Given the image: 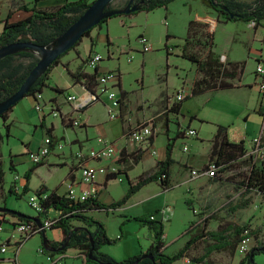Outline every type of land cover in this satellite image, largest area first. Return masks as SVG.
<instances>
[{"label":"rangeland","instance_id":"rangeland-1","mask_svg":"<svg viewBox=\"0 0 264 264\" xmlns=\"http://www.w3.org/2000/svg\"><path fill=\"white\" fill-rule=\"evenodd\" d=\"M240 1L252 2L254 0ZM217 17V11L207 6L202 0H174L168 4L167 8L158 7L151 11H136L133 15L111 17L108 30L106 29V23H103L104 32H102L101 36L96 35L94 38L93 53H99L103 56V59L99 63L104 67H108L110 69L109 71H114L120 75L121 86L118 85L119 82L116 85H114V82H110L109 88L115 91L119 98H122V91H126L125 98L129 106V114H131L134 121L137 118L152 115L157 111L161 106L160 99L162 95L167 94L172 99L184 84L188 85L189 88L186 93H190L193 81L198 78L196 65L192 61L182 57L183 45L188 35V24L190 20L196 19L207 23L216 21L217 23L213 30L211 29L213 24L209 26V29L214 35V51L217 54H221L223 58L228 56L234 60H246L243 77L241 80L236 81L237 86L209 91L184 99L181 107L183 109L182 112L177 117H172L174 118L173 122L174 126H176V133L180 128H182L181 131L193 128L198 131V138H196L197 136L187 139L178 138L176 140L177 151L180 150V147L182 148V143L185 141L191 147V150H195L197 154L199 152H205L210 146L209 140L216 130V124L226 125L230 137L233 139H238V137L243 135L246 139H252L253 141L255 136L260 135L263 123L262 118L255 111V107L261 94L254 83V71H256L257 59H260L256 55L262 53L264 56V44L259 41L260 38L264 37V25L258 28L257 39H253L254 28L252 26H255L254 22H251V26L249 22L243 20L228 21L223 17L224 19L218 21L216 20ZM141 35L147 36L151 42L152 49L149 52L142 51V45L138 41ZM168 35L169 38L167 37ZM108 39L111 41L110 43ZM90 47L89 38L85 36L82 38L80 44L74 49H71L62 59L66 62L69 61L72 67H75L74 65L77 64H83V60L88 57ZM36 55L38 56V54ZM129 58H132V60L130 61ZM84 69L94 71V68L87 64L84 65ZM64 77L65 75L57 73V78L60 83L64 81ZM49 92L50 88H46L45 93L48 95ZM59 101L64 112L72 108L73 104L67 101L65 94L60 95ZM41 102L46 113H48L47 125L49 128L52 121L58 124L61 121V115L56 117L53 115L51 110V107L54 105L53 102H45L43 98ZM109 104H111V100L108 98V94L102 93L99 101L87 109V111L73 112V115H75L74 118L79 120L86 119L91 123L87 129L88 136L91 140H86V133L84 130H81V127H75V129L69 127L66 130L65 138L63 136L57 137L64 142V148H57V150L67 155V164H58L55 168L49 167V169H42V171L31 174L32 179L29 190L23 193L22 188L18 193L20 196L9 193L10 181L15 173L10 170V151L20 150L24 145L21 142L22 138L31 140L32 151H37L34 148L41 141V134L39 130L35 133L34 126L27 132L23 129L24 125L17 123L11 125L10 135L7 136L6 129L2 121H0L1 133L4 135L0 147L1 161H3V167L6 171L4 181L6 191L0 194V204L2 206L5 205L6 208L21 211L27 215L37 216L39 212L30 204L29 198L32 195L37 196L36 191L43 178L46 179L48 185L55 186L68 176V172L70 171L69 165L74 158H71L72 155L70 152L71 139L78 135L87 145L85 147H78L77 144L74 145V156L80 148L83 152H87L91 147H98L99 137H105L110 142L120 143L123 136V122L120 115L114 120L110 119L108 114ZM163 110L164 108H161L159 111L161 112ZM117 111L119 114V108ZM164 112H161L160 117L156 116L157 112L153 114V116L157 117H154L155 123L165 120ZM190 116H193V118ZM247 116L248 118L246 119ZM190 124L191 126L189 127ZM56 127L58 134L61 135L63 133L62 125L58 124ZM165 131L163 129L159 130L156 136L157 146L167 144L168 138ZM44 132L48 135L47 128ZM175 135L170 133L172 137ZM56 154L53 153L52 156H56ZM256 159L258 163L260 159ZM57 160L58 158H53L52 161L57 163ZM17 167L21 176H25L26 172L30 170L28 161L17 165ZM244 169V167L239 166L236 171L242 172ZM141 173V165L130 169L128 172V180L135 182L136 177ZM233 173L225 172L221 174L223 178L222 185L217 186L208 182L201 184L196 189V192L199 193L198 198L193 197L191 194L182 198L184 189L181 191L180 187L170 192L162 191L160 195L153 197L154 199H159V196L162 195L161 197H165L168 194L171 198V200L165 199L177 211L176 217L173 216L169 222L165 221L171 234L180 235L186 231L188 222L195 217L194 211L190 207L197 199V208L201 216H197L195 221L209 219L211 214H216L215 216L224 222H233L239 225L247 224L249 230H253V233L249 234L251 236L249 247H252L256 243V236L259 237L258 240H264V198L256 192L243 195V189L236 188V184L230 179ZM235 180L240 181L241 178L237 176ZM113 182L115 181L113 180ZM126 183L128 189L130 183ZM115 184L116 191L114 192H118L122 188L124 194V187H121L123 183L121 184L116 181ZM154 186L147 187L145 191L139 193L135 198L131 197L120 208L94 210L89 215L100 220L105 225L109 237H111L112 231H119L120 228L129 225H134L138 229L141 223L136 217H142L152 213L157 215L158 213L154 210L148 214L137 215L136 213L138 211L144 209V204L135 203V206L127 204L134 199L135 201L139 200L144 192L153 190L155 188ZM4 196L6 199L3 198ZM188 199H193L194 201L190 204ZM246 199L251 201L250 204L245 208L237 209V204L241 200ZM235 208L236 210H234ZM124 209H128V211L135 209V216L130 217L127 212H124ZM145 209H147L146 203ZM219 222L215 220L210 226L215 227ZM2 232H0V238L4 234ZM48 236L51 238L52 231H48ZM119 242L121 240H117L113 244H118ZM182 243V240H178L175 244L169 245L165 252L168 254L178 252ZM39 246L44 249L41 233H37L28 240L20 257L31 264L34 263L36 257H38ZM73 249L75 248H69L66 260H68V264H73L74 262L79 264V259L74 257ZM0 255L7 254L0 252ZM240 257L238 255L237 260H240ZM255 262L256 264H264V253L257 254L255 256ZM172 264H185V262L181 258Z\"/></svg>","mask_w":264,"mask_h":264},{"label":"trees","instance_id":"trees-1","mask_svg":"<svg viewBox=\"0 0 264 264\" xmlns=\"http://www.w3.org/2000/svg\"><path fill=\"white\" fill-rule=\"evenodd\" d=\"M32 6L23 4L17 8L10 10L8 16L4 19H0L3 27L0 30V48L13 42L18 41H32L34 43L44 45L52 42L60 34H62L71 24L91 5L93 0H75L65 1V3L52 7V8H39L35 2ZM129 1V0H128ZM127 1V2H128ZM174 0H136L139 8L136 11L146 10L151 11L158 7H168V4ZM207 6L217 11L219 17H224L226 20H243L246 22H254L256 25L262 24L264 21V0H254L252 2H245L240 0H202ZM125 3V5L127 4ZM224 7H227L225 10ZM115 9L112 7V3L108 4L106 10ZM25 10L30 14L25 18L17 21H11V15L14 11ZM136 11L129 14H116L114 16L133 15ZM232 14V15H231ZM112 16V17H114ZM111 17L104 18L101 23L96 26L106 23ZM94 26L93 28H95ZM210 24L206 22H200L197 20H190L188 24V35L185 38V44L183 45L182 57L192 61L196 65V73L198 78L193 81L190 93L187 98L198 96L202 93L209 91H217L232 86H237L236 81L241 80L246 67V60L236 61H222L220 56L214 51V35L209 29ZM87 30L83 36H89L92 31ZM169 38V35L167 36ZM82 38L69 50L61 54L53 64L38 78V80L30 88V91L25 95H32L37 101L36 95L43 93L44 89L49 85L48 79L52 69L58 65L62 57L67 54L71 49H74L80 44ZM95 40L91 41V49L88 57L83 64H88V58L93 54V46ZM110 43V40L108 39ZM200 47V48H199ZM39 57L35 52L31 50H20L14 54L7 55L0 59V102L15 93L23 84L27 76L33 67L37 64ZM78 68L77 71L72 73L73 78L76 81H82L87 88L94 91L97 86V78L99 76L98 67L93 73L84 71V65ZM121 86L119 80L118 83ZM61 93H66L67 90H59ZM122 98L126 97V91H122ZM121 98V100H122ZM184 100L175 102L168 112L179 114L182 103ZM15 106V105H14ZM14 106H11L6 112L1 115L0 121L6 129L7 136L10 135V123H7L9 115ZM56 106V105H54ZM58 107V106H57ZM59 108V107H58ZM86 108V107H85ZM83 108V110L85 109ZM60 111V109H59ZM164 116L167 117V113ZM159 115L158 117H160ZM45 116H43L44 118ZM157 118V117H155ZM155 118L147 120L152 123L153 131L155 129ZM193 118V117H192ZM64 119H66L64 117ZM44 120V119H43ZM70 125H73V118L67 117ZM44 122H42L43 124ZM44 126V124H43ZM53 129L47 128L49 135H53ZM128 131V130H127ZM228 127L223 124H216V130L211 138L210 148V161L214 162L218 169L215 171L214 178H220L218 175L225 172H234L230 178L238 189H243V195L256 192L264 198V158L257 159L254 156L248 154V148L245 140L239 142L230 141L228 135ZM126 133V132H125ZM181 133L177 132L175 136H170L168 129L167 144H166V157L164 160H159L154 171L140 175L135 182L130 181L129 189L126 195L118 201L110 204H104L98 199V194L91 195L89 198L82 202H74L69 199L65 194L61 195L56 190H50L46 199L42 201V210L37 216L27 215L21 211H16V214L12 212H0V221H6L5 217L8 214L16 216L19 221L33 222V218H39L42 221V217H46L50 209H56L60 212L56 222L52 225V229L60 230L62 235L61 241L57 243L45 239L43 246L57 249L67 242V245L63 250L66 251L69 248H76L80 250L84 264H172L173 262L188 255L189 250L194 245L206 236L205 253L200 256H193L190 258L191 263H206V264H219L210 257L211 251L217 249L218 251H227L235 253L238 244L242 239L243 233L248 231V234L253 233V230H249L247 224L239 225L233 222H224L222 219L216 216H212L209 219L191 222V226H198L196 232L191 235L186 244L176 253L168 254L165 252V227L164 222L159 219L152 218L154 213L148 214L142 217H136V219L146 226L152 233V244L143 253L129 257L124 260H116L110 255L100 251L101 247L106 244H113L117 239H112L107 235L105 225L95 217L89 215L92 210L102 209H115L121 207L142 187L152 181H159L164 189L171 187V169L174 164L172 157L173 148L178 138L182 137ZM127 134V133H126ZM155 134L152 136L154 140ZM4 139V135L1 133L0 127V147L1 142ZM142 157L141 152L126 154L125 150L121 153L120 162L131 160L130 168L137 164ZM256 160V161H255ZM42 164L39 163L30 168L26 172L25 177L27 179L23 186V193L29 190L28 181L31 173L34 169ZM239 166L244 167V171L237 172ZM12 168V165L10 166ZM6 171L1 161L0 150V194L4 186ZM240 177V181H236L235 177ZM115 175L106 176V180L115 178ZM37 194L41 195L47 192L45 186H41L37 189ZM4 193V192H3ZM10 194H18V192L10 186ZM5 199V196L3 197ZM250 200H241L237 204V209L245 208L250 204ZM236 210V208L234 209ZM158 211H156L157 213ZM220 221L218 228L214 231L206 230L211 220ZM203 222V223H202ZM78 223V224H76ZM256 236V243L249 248L246 254L242 257L239 264H256L255 256L259 253H264V240H258ZM92 240L94 241L93 258H90L89 252L92 249ZM214 243L212 250L208 249L211 245V241ZM152 253L154 259L144 257L145 254Z\"/></svg>","mask_w":264,"mask_h":264},{"label":"crops","instance_id":"crops-1","mask_svg":"<svg viewBox=\"0 0 264 264\" xmlns=\"http://www.w3.org/2000/svg\"><path fill=\"white\" fill-rule=\"evenodd\" d=\"M34 1L35 0H0V19L6 18L11 9L17 8L23 4H28L29 6H32ZM65 1H67V0H39L35 3L39 8H52V7H55V6H58V5L65 3ZM69 1H75V0H69ZM127 1L128 0H114L112 2V7L113 8H122ZM29 14H30V12L25 11V10L14 11L11 15V21H17L19 19L25 18ZM217 15H218V13H217ZM220 19H224V18L221 16L219 17V15H218L216 20L219 21ZM194 20H196V19H194ZM197 21H199V20H197ZM109 22H110V19L105 24L107 27L106 28L107 30L109 27L108 26ZM200 22H204V21H200ZM216 23H217L216 21L209 23L210 25L213 24V26L211 28L212 30L214 29ZM249 23L252 26L251 22H249ZM262 25H264V21L260 25L255 24V26H252L254 28L253 39H257L256 38L257 30ZM2 27H3V25H2V23H0V30L2 29ZM104 30L105 29H104L103 23L101 25L93 28L92 31L90 32L89 36H87L89 38L90 44H91V41L95 38V36L96 35L101 36V34H102V32H104ZM259 41H261V43L264 44V37L260 38ZM90 49H91V47H90ZM219 55H220L221 60L224 62L225 61H236L234 59H230L228 56H225L223 58V56L221 54H219ZM256 56H257V58H260V59H257V64L261 63V62L264 63V56L262 53H259ZM85 60H83V61H85ZM74 66L75 67H72V65L69 61L66 62L64 59H61L60 63L58 65H56L49 74V79H48L49 85L46 88H50V92L47 95V93H45V90H46V88H45L43 93H42V95H43L42 98H43V100H45V102L52 101L54 105L59 107V109L62 113L61 121L59 120L60 122L58 123V124H61L63 127V133L61 135H59L57 130H56V128H57L56 126L58 124H56V122H54V121L51 122L50 127L53 129L52 133L55 137L63 136L65 138L66 130L69 127L74 128V129H75V127H81L82 128L81 130L85 131L86 140L88 141L91 139L88 136L87 129L91 125V123H89L86 119H83V120L81 119L80 125H78V126L70 125L68 120H67V117L70 116L73 118L75 116V115H73L74 114L73 112H80V111H74L73 108H69L67 111L64 112L61 105H60V101H59L60 95H62V94H65L66 97L68 94H76L79 99L83 100V99L87 98L88 96H90L91 93H97V87L94 91H91L89 88L86 87V85L82 81H76L73 78L72 73L77 71L78 68L81 66V64H77ZM97 69H98L100 74H102L104 72H108L110 70L108 67H104L100 63L98 65ZM84 71L88 72V73L94 72V71H87L86 69H84ZM57 73L65 75L64 81L62 83H60L59 79L57 78ZM254 78H255L254 83L257 86V79H256V72L255 71H254ZM119 80H120V78H119ZM183 86H185V87L182 88ZM183 86L181 87V89H184L185 91L189 90L188 85L184 84ZM181 89H179V90H181ZM59 90H67V92L61 93V92H59ZM259 92H260V90H259ZM260 94L261 95L259 96V99L257 100L255 111L262 118L263 124H262L261 130H260L259 136L262 137V143L264 144V92H260ZM97 95H98V97L96 96V98L93 99L92 103L87 105L84 110L82 109L81 110L82 112L87 111V109H89L91 106H93L95 103H97L99 101L102 94L97 93ZM126 100L127 99L125 97L122 98V103H121L122 105L119 109V115H120V118L122 119V122H123V136H122V141L120 143H117L118 148L120 150H119V154H117L114 159H118L119 156L121 155L122 151H124V150H125L126 154H130L132 152H135V153L141 152L142 157H141L140 161L137 164L133 165L131 168H130L131 160H129V161L127 160V161H123V162L119 161L120 166L122 167V171L124 173V178L122 180H120L117 177L106 180L105 175L98 174L96 182H95L96 193L98 194V199L104 204H110L112 202L118 201L124 196V194L127 193L129 187L127 189V183L126 182L130 183V181L128 180V172L130 171V169H132L134 167L136 168L138 165H141L142 173L137 176V177H139L140 175L154 171L156 166H157V162L159 160L165 159V157H166V145L157 146V144H156V136L159 133L160 129H163V130L168 129L169 134L171 133L172 135H175V133H176V126H174V122H173L174 118H172V117H177L178 114L168 112L167 117L165 116V120L160 121L158 123L156 122L155 129H154L155 138H154V140H152V144L150 145L149 148H146L143 145H139L131 139H127L125 137L126 133L128 132L127 130L136 126L140 122L153 119L155 117V116H153V114L155 112H157L156 116H159L161 114V112L163 113L164 111L165 112L168 111L167 108H168V106L171 105L172 99H170V96H168L167 94L162 95L161 99H160V105H161L160 108L157 111H155L152 115L137 118L136 121H134L131 117V114H129V106H128V103ZM35 103L36 102H35L34 96L29 95V96L24 97L14 106L13 110L11 111V113L9 115V119L7 121V123H10L11 125L17 124V123L24 125L23 129L26 130L27 132H29V130H31L33 126L35 129V133L38 130L40 131L41 141L39 142V144L36 145L34 150L39 148V146L41 145V143L43 141V138L46 135V132H44V131H46V128H49V126L47 125V122H48L47 114L48 113H46V110H45V113L38 111L35 107ZM140 107H142V106H140ZM161 108L162 109L164 108V110L160 112L159 110H161ZM182 110L183 109L181 108L180 113L182 112ZM43 116H45V117L43 118ZM64 117L66 119H64ZM190 117H193V116H190ZM247 118H248V116L246 117V119ZM112 120H114V119H112ZM42 122H44L43 123L44 126H43ZM178 125H180V123H178ZM190 126H191V124L189 125V127ZM43 127H46V128H43ZM10 129H12V127H10ZM181 129L182 128L178 129L177 132L181 133ZM182 132H184V131H182ZM228 135H229L230 141H233V142H239L241 140H245L246 146H247L248 152H249V150L251 149V147L253 145L252 139L248 140L243 135L238 137V139H233L230 137L229 131H228ZM181 136H182L181 137L182 139H187V138L193 137V136H187L185 133H183ZM196 136H197L196 138H198V133ZM103 138H105V137H103ZM71 140H72L71 141V148H70V152L72 155L71 158L74 157L76 160L73 158L72 162L70 163V165H69L70 171L68 172V176L61 183H58L55 186L53 185L54 187L52 185H48L46 182V179L43 178V180L40 182L37 189H39L41 186H45L47 188V193H49L50 190L54 189L59 194L63 195L67 192L68 188H70V186H72L75 182L77 183V189L78 190L83 188L84 185L82 183H80V181H79L80 180L79 179L80 170H79V165H78V159L76 158V156H74L73 150H74V145H76V144L78 145V147H85L87 145L84 143V141L82 139H80V136H78V135ZM210 140H209L210 146L205 150V152H203V153L199 152L198 154L196 153L195 150L192 151L191 147H189V145L185 141H184V143H182L183 144L182 148L180 147V150L177 151L176 142H175V146L173 148V153H172V157L174 159V164H173L172 169H171V187L164 189L159 181H152V182L148 183L147 185H145L144 187H142L135 194H133L132 197L135 198L137 195H139V193H141L142 191H145V189H147V187H150L151 185H155L154 186L155 188H153V190L144 192L139 200L135 201V199H134L132 202H129V204H127V205L132 204L134 206H135V203L144 204V209L142 211H138L136 213L137 215H141V214H145V213L148 214L149 212H153L154 210L158 211L157 212L158 214L157 215L155 214V219H159V220H162L164 222V227H165L164 239H165V244H166L165 245V251L169 247V245L175 244L178 240H182L183 243H182V245H180V247L178 249V250H180L186 244V242L190 239L191 235L194 234L198 228V226L192 227L190 223L193 221L195 222V218L197 216H201V215H200V212L197 208L198 207L197 199H196V201H194L193 199L192 200L188 199L190 204H191V202L194 201L193 205L190 208L192 209V211H194L195 217L191 221L188 222V226L186 228V231H184L180 235H172L168 226L165 224V221H168V222L171 221L173 216L176 217V214H177V211L174 208V206L168 200L165 201V199L171 200V198L168 194H166L165 197H161L162 195L159 196V199H154L153 197L160 195L162 191H169L170 192L173 189L180 187L181 191L184 189L183 194H182L183 195L182 198L188 196L189 194H191L193 197L195 196L196 198H198L199 193L196 192L197 191L196 189L201 184L208 182L210 184H214L217 186L222 185L223 178H222L220 173L218 174L221 176L219 179L214 178L212 176H208V175L200 176V177L195 178V179L191 178V169H193V168H204V167H207L209 165V163H211V161H210L211 160L210 159L211 141ZM247 140H248V142H247ZM21 142L24 145L20 148V150L10 151V166L12 165V168L10 167V170L15 172L13 177L11 178L10 186H12L18 193L21 191V189L25 185L27 179L25 176H21V174L19 173V169H18L17 165L22 164V163L27 162V161L29 163L30 168L37 165V164H33L29 158V152L33 150V149H31L32 148L31 147L32 146L31 140H29L28 138L27 139L22 138ZM177 143H178V141H177ZM185 145H187L189 147V150H187V151L184 150ZM153 150H155L156 152H153ZM52 152L57 153L56 156H52L53 153H51V155L48 156L42 162V164H41L42 166L40 165V166L36 167L31 174L36 173L38 171H42V169H46V168L49 169V167L55 168L58 164H64V165L67 164V160H66L67 155L64 152L57 150V148H55ZM59 152H61V153H59ZM53 158H58L57 163H54L55 161H52ZM1 160H2V157H1ZM2 163H3V161H2ZM91 163H94V161H91ZM16 174H18L20 176V179H18V180L14 179V176ZM137 177H136V179H137ZM31 179H32V177L30 176V179L28 181V186H30ZM113 180L115 182H113ZM116 181L120 182L121 184L123 183L122 184L123 186H121V187H124V194H123L122 188H120L118 190V192H114V191H116V186H115ZM124 183H126V184H124ZM128 186H130V185H128ZM159 187L161 190L159 189ZM2 191L3 192L6 191L4 186H3ZM145 203L147 205V209H145ZM3 206L5 207V205H3ZM3 206L0 204V207H3ZM118 208H120V207H118ZM124 212H127L130 217L135 216V209L133 211H128V209H124ZM59 214H60V212L58 210L50 209L47 213V216L42 217L41 219L43 220L44 218H57L59 216ZM215 215L216 214H211L210 217L215 216ZM16 221H18V218L16 216H13L11 214L7 215L6 221L3 223L4 234L0 238V243L5 241V240H9L12 237V235L14 234L12 226H13V223H15ZM213 221H215V220H213V219L211 220V222L206 227L207 228L206 230L214 231L218 228L219 223H217V225L215 227L210 226ZM76 224H78V223H76ZM48 231H52L51 238H49V236H48ZM119 231H112L110 238H112V239L117 238V240L118 241L121 240V242H119L118 244H106V245H103L100 249L101 252L110 255L111 257H113L114 259H116L118 261L127 259V258L135 256V255H139V254L145 252L150 247V245L152 244V233L150 232V230L146 226H143L142 224L139 226L138 229L135 228L134 225H129L127 227L120 228ZM40 233H41L42 242L45 240V238L49 239L50 241H55L56 243L58 241H61V239H62V235L60 233V230H58V229L50 228V229H46L44 233L43 232H40ZM33 236H31L29 239H31ZM11 239L14 240L13 238H11ZM15 239H16V237H15ZM29 239H27V241L24 242V244L20 250V253H19V263L20 264H31L28 261H26L24 258L20 257L21 252H22L23 248L25 247V245ZM206 239L207 238L205 236L203 239L199 240V242H197L194 245V247L189 250L188 255L183 257L185 264H193V262L191 263V260H190L191 257L200 256V255L205 253V251H206L205 250ZM209 241H211V243H212L213 240H209ZM214 246H215L214 243H212L211 245L208 246L209 247L208 249L212 250V248ZM9 248H11V249L9 250ZM40 248H41V246H39V249ZM39 249H38V255H37L38 257H36L35 262L32 264H68V260H66V257H67V253L69 252V249H67L66 251H56L55 249H53L51 247L50 248L44 247L43 252H40ZM73 250H74V257L79 259V261H78L79 264H84L80 250L76 249V248ZM4 253L7 255H0V264H15V261L13 260L14 256H15L14 245H11V243H10L8 250ZM238 255L239 254L237 251H235V253L232 254V253L227 252V251H218L217 249H215V250L211 251L210 257L212 259H214L219 264H229V262H230V264H239L242 257H240V260H237ZM60 257H62L61 262L60 263L59 262L54 263ZM73 264H77V263L74 262ZM194 264H196V263H194Z\"/></svg>","mask_w":264,"mask_h":264},{"label":"built area","instance_id":"built-area-1","mask_svg":"<svg viewBox=\"0 0 264 264\" xmlns=\"http://www.w3.org/2000/svg\"><path fill=\"white\" fill-rule=\"evenodd\" d=\"M139 43L142 45L143 52H149L152 49L151 42L149 38L145 35H141L139 37ZM103 59V56L99 53H93L88 58V65L94 69H96L99 65V62ZM131 61L132 58H129ZM256 79H257V86L260 92H264V63H258L256 67ZM120 75L114 71L104 72L99 74L97 78V93H107L108 98L111 100V104L108 105V114L111 119H115L119 116L118 108L120 109L122 100L118 97L117 93L109 88V83L114 82L116 85L119 82ZM97 93H91L90 96L81 100L78 98L76 94H68L66 99L69 103L73 104L72 108L74 111H81L87 105L93 102V99L98 97ZM188 93L184 89L178 90L176 95L172 98V103L168 106L167 110L171 108V106L175 102H179L184 100L187 97ZM37 101L35 103V107L38 111L45 113V108L42 105L41 99L43 95L41 93L36 95ZM52 113L54 116L61 115V111L57 106L51 107ZM73 125L78 126L81 124V121L77 118L73 117ZM184 133L187 136H196L197 131L193 128L185 130ZM154 134L152 123L149 121H143L137 124L136 126L130 128L125 135L127 139H131L135 141L139 145H143L146 148H149L152 144V136ZM99 146L98 147H91L87 150V152H83L80 148L75 153L76 158L78 159V165L80 170V177L79 181L84 186L80 190L77 189V183L75 182L70 188H68L65 195L73 200L74 202H82L89 198L91 195L96 194V186L95 182L97 179L98 174H103L105 176L115 175L117 178L122 180L124 177V173L122 171V167L120 166L119 160L121 159V155L118 159H114L117 154H119V148L116 142H110L107 139L100 137L98 139ZM55 148L63 149L64 142L59 138L46 135L43 139L41 145L37 149V151H30L29 158L33 164H39L43 162L54 150ZM184 150H189L187 145L184 146ZM153 152H156L153 150ZM251 156L255 158H264V144L262 143V137L256 136L253 138V145L248 152ZM94 161V163H91ZM218 167L214 162L209 163L207 167L204 168H193L191 169V178L195 179L200 176L208 175L214 176L216 175L215 171H217ZM15 180L20 179V176L16 174L14 176ZM48 196L47 192L42 193L41 195L35 196L32 195L29 198L30 204L40 212L42 208V201L46 199ZM166 213V212H165ZM1 218V217H0ZM155 218V215L152 216ZM164 218V217H163ZM165 219V218H164ZM6 220V217H5ZM57 218H44L42 220V226H39L35 221L25 222V221H16L13 223V235L9 240H5L0 243V252H6L8 247L14 245L15 247V256L14 261L15 264L19 263V253L20 250L27 239L31 236L42 232V230L52 228L54 222H56ZM4 221H0V232L3 231ZM16 237V239H15ZM251 240V236L248 234V231L243 233L242 239L237 247L238 254L243 257L246 252L249 250V241ZM40 252H43L44 249L41 247L39 249ZM62 257L58 258L54 263H60Z\"/></svg>","mask_w":264,"mask_h":264},{"label":"water","instance_id":"water-1","mask_svg":"<svg viewBox=\"0 0 264 264\" xmlns=\"http://www.w3.org/2000/svg\"><path fill=\"white\" fill-rule=\"evenodd\" d=\"M114 0H93L91 5L69 26L62 34L55 38L52 42L44 45L34 43L32 41H18L9 43L0 48V59L14 54L20 50H31L38 54L39 60L30 71L29 75L21 85V87L12 95L0 102V119L1 115L6 112L11 106L16 105L30 91V88L38 80V78L53 64V62L64 52L73 47L83 36V34L101 23L104 18L112 17L116 14H129L139 8V3L136 0H129L122 8L106 10L108 4ZM227 10V7H224ZM232 15V14H231ZM0 212H12L15 210L0 207ZM33 220L42 226V221L39 218ZM44 233L45 230H42ZM47 239V238H45ZM94 241L92 240V249L89 252V257L93 258ZM67 242L63 246L55 249L56 251L63 250ZM46 248H50L46 246ZM264 250V249H263ZM144 257L154 259L152 253H147ZM155 264V263H154Z\"/></svg>","mask_w":264,"mask_h":264},{"label":"flooded vegetation","instance_id":"flooded-vegetation-1","mask_svg":"<svg viewBox=\"0 0 264 264\" xmlns=\"http://www.w3.org/2000/svg\"><path fill=\"white\" fill-rule=\"evenodd\" d=\"M136 3V2H135Z\"/></svg>","mask_w":264,"mask_h":264}]
</instances>
